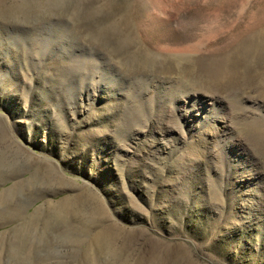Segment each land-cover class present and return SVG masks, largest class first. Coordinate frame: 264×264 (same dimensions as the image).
<instances>
[{
	"label": "rangeland",
	"instance_id": "1",
	"mask_svg": "<svg viewBox=\"0 0 264 264\" xmlns=\"http://www.w3.org/2000/svg\"><path fill=\"white\" fill-rule=\"evenodd\" d=\"M262 26L264 0H0V264H264L263 87L203 69Z\"/></svg>",
	"mask_w": 264,
	"mask_h": 264
},
{
	"label": "bare ground",
	"instance_id": "2",
	"mask_svg": "<svg viewBox=\"0 0 264 264\" xmlns=\"http://www.w3.org/2000/svg\"><path fill=\"white\" fill-rule=\"evenodd\" d=\"M260 60H264V26L243 37L237 44L235 52L212 59L208 65L204 63L203 69H205V72L209 74L211 79L215 80V83L217 81L223 82L224 80H222V77L225 74L240 70L243 66L246 68L254 67L260 62ZM250 61L253 62V65L246 66ZM248 68L246 69L244 76H242V79L245 82H257L260 80L264 92V70L258 71L256 68L255 74H253V77H250L248 74ZM235 75L237 74H234V76ZM243 80L242 84H246ZM226 86L228 87L229 85L227 84Z\"/></svg>",
	"mask_w": 264,
	"mask_h": 264
}]
</instances>
